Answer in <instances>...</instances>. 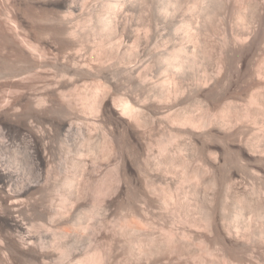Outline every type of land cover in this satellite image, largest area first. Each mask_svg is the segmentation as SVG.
<instances>
[{
    "label": "bare ground",
    "instance_id": "obj_1",
    "mask_svg": "<svg viewBox=\"0 0 264 264\" xmlns=\"http://www.w3.org/2000/svg\"><path fill=\"white\" fill-rule=\"evenodd\" d=\"M4 1L8 3L12 0ZM181 1L183 16H180V25L175 26L171 21L173 19L167 16L170 12L166 13L163 6H157L156 2L151 0L153 10L164 16L160 17L162 15L158 13L155 15L156 12L153 13L155 16L151 14L152 23L149 22L150 24L144 27L142 35L135 28L137 31L131 32V26L126 34L127 30L124 29L127 25L122 24L121 20L125 15H131L140 9L139 0L137 2L140 4H137L136 0H95L92 3L87 0H31L33 8L37 6L35 9L39 8L40 17L46 20V26L43 28L32 26L31 20V24H24L17 17V9L14 10L11 5L7 7L6 3H3L6 6L0 9V127L4 130L14 129L16 134L23 135L32 163L46 166L50 147L46 140L47 134L39 130L34 121L41 108L47 105L48 96L59 95L61 98L65 96L67 89L73 91L72 93L76 91L77 93L72 94L73 99L87 101L85 106L93 117L91 124L100 129L102 142L95 141L94 146L90 148L91 153L94 150L93 155L96 152L103 154L105 150L107 154L103 155L112 154L115 160L109 173L98 180L97 186V180L94 182L95 189L90 186L93 183L92 168L83 159L75 162L73 173H66L57 180L56 191L68 190L69 200L72 196L75 208L79 207H76L77 203H82L85 189L90 187L96 192L95 202L98 197V201L102 200L103 203L100 204L99 201V205L94 202L89 210L71 213L74 205L68 209L69 206L66 205L69 202L66 196L64 197L66 193L63 195L60 191V201L67 202L66 205L63 204L65 207L61 206L70 212L65 213L66 209L64 212L53 207L54 204L51 205L46 217L49 216L53 221L56 219L59 228L53 230L51 238L45 240L28 233L23 218L20 217L24 205L26 206L25 200L39 182L25 181L15 175L17 170H25L28 165V162L19 157L18 149L12 150L8 156L0 149V264H184V250L193 246L191 242L195 236L211 241L222 254H227L226 257L222 255L225 261L222 259L220 264H264V190H256L252 180L250 182L247 179L250 183L245 182L244 174L245 154L255 156L257 153L252 154V148L245 144L248 141L243 136L245 128L237 123L239 119L245 118V111L241 118L239 115L235 117L234 113L233 116L229 115L237 108L235 105L241 103L237 101L245 98V82H249L245 81V74L255 88L264 81V66L258 67L259 63L252 68L247 64L248 58L256 54L252 47L255 45L258 23L264 21V5H257L254 0ZM175 2L172 3L174 7ZM21 8L24 18L28 19L30 15L32 17V8ZM55 8L57 10L54 12ZM33 10L31 13L37 12ZM80 13L84 14L81 19L78 18ZM220 17L229 21L230 32L222 27L224 31L220 29L219 34L216 33L219 36L214 35L216 38L209 40V24L213 19H218L216 22L221 23ZM159 23L171 28L172 32L168 30L167 34L164 30L161 33ZM218 23L213 26L218 28ZM211 26L209 28L212 31ZM245 27L248 29L246 33ZM178 29L181 31L179 34L182 40L176 44L175 39L178 38L174 39L172 34ZM150 32L159 36V39L166 33L167 37L160 41L174 44L172 49L165 53L151 50L150 55L154 60L153 64L155 63L151 69L156 66V71L161 69L160 72L163 70L166 74L162 81L157 80L160 83L150 82L149 85L146 84V73L141 75L140 67L129 63L133 57L132 47L146 43ZM159 39H155L157 45L162 43L158 42ZM87 42L91 43L88 46L89 56L84 55L82 51ZM164 44L166 43L162 46ZM121 46H124V51L121 50L126 56L122 55L125 65L121 64L120 67L119 63L120 66L116 67L118 65L109 63V53L115 49L118 53ZM207 59L213 62L211 70L205 63ZM40 77L41 81H36ZM88 81V84L92 83L91 92L82 96L77 88L86 87ZM249 94L248 103L258 104V98L262 96L258 97V93L253 92ZM189 99L208 102L205 118L195 119L185 111L177 112L179 105ZM210 104L218 106L216 112L209 110ZM240 105L245 107V103ZM65 119H58L60 121L56 123V127L71 132L72 143L82 140L75 144L76 150L80 151L78 147L89 143L90 134H87V138L83 135L81 138L76 136L74 123ZM154 126L163 135H168L159 139L157 155L151 151V143L145 137ZM183 135H188L193 140L207 136L209 139L210 136L223 141L225 139L228 145L225 146L237 148L235 151L238 154V162L232 165L230 161L228 166L224 153L219 151L223 141L220 144L212 138L213 146L205 148L204 158L209 166L213 167L210 170L213 174L210 183L205 186L204 193L199 192L202 186H199L197 181L189 180L192 176L189 178L184 175L189 178L187 182L179 178L174 183V178L169 175L167 163L177 166L180 164H176L179 159L181 163H186V170L183 172L187 173V161L167 151L168 143ZM121 137H124L122 140L126 139V143L121 141ZM121 142L125 144V156ZM246 145L251 149H245ZM96 155L93 157L98 159ZM259 155V167L246 170L250 177L256 179L264 177V153ZM225 165L227 166L224 167ZM201 169L205 171L202 167ZM182 177L181 179H185ZM89 181L90 184L87 183ZM182 182L187 183H184L188 187L186 190ZM191 182L196 183L191 185ZM86 184L90 187L87 188ZM89 189L87 191H92ZM232 197H235L234 207L237 210L229 217L225 204L230 202ZM197 200H204V205L199 206ZM118 206L122 209L124 207L129 213L128 216L124 215L126 217L121 222L117 218V222L113 219V225L116 227H112L119 229L117 232L119 231L121 236L124 234L128 243L124 242L128 246L127 253L122 252L120 256L112 252L114 250L111 243L99 239L100 235L107 233L106 222L101 220L96 228L83 222V219L89 218L97 210L96 208H102L106 218L109 212ZM195 212H199V216L194 215ZM247 212L250 214L248 217ZM243 213H246L245 218ZM87 230L94 231L92 233L95 235L90 239L89 247L84 250V240L81 246L83 249L78 251L81 256L73 263L67 261L68 256L79 249V241ZM232 255L236 256L237 261L233 262L235 257L232 260ZM229 257L232 261H227Z\"/></svg>",
    "mask_w": 264,
    "mask_h": 264
},
{
    "label": "rangeland",
    "instance_id": "obj_2",
    "mask_svg": "<svg viewBox=\"0 0 264 264\" xmlns=\"http://www.w3.org/2000/svg\"><path fill=\"white\" fill-rule=\"evenodd\" d=\"M3 1L4 0H0V6H1L0 9L1 8L3 9V7H5L6 5H7V7L11 5L14 8V10L16 8L17 9L16 12L18 13L17 14V17L24 24H27V23L31 24L30 22L32 21L33 22L32 26L35 25L37 28H43V27L46 26V22H45L46 20L43 17H40L41 12L38 13L40 11L39 8L35 9V7H37V6H34V8H33V5H32L31 0H15V1L12 0V1H9L11 4L9 2L6 3L5 1L4 2ZM139 1L141 2L140 9H138L137 11H134L131 15H129L130 14L129 13V14L125 15V17L122 16V17H124L122 19L120 17V19L122 20V24H126L127 25L126 29H124V31L127 30L126 31V34L129 33L128 27L131 26L130 28L133 29V30H131V32L132 31L136 32L138 30L139 34L142 35L144 33V27L147 24H150L149 22L152 21V18H150V17H153V15H154L153 13L156 12L155 15H157V13H158L156 9H155L156 11L153 10L154 7H152L151 0H149L150 2L147 0L150 5L148 4V2L146 0H144L145 3L147 2L146 3L147 4L146 7H145V3L143 1H141V0H139ZM156 1L157 0H154V2H156ZM87 2L88 3L89 2L92 3V2H95V0H87ZM136 2H137V0H136ZM173 2H175V7L172 4ZM254 2H256L257 5H260V6L264 5L263 4L264 3V0H262V1L261 0H258V1L257 0H254ZM3 3H6V5L3 4ZM161 3L162 4L165 3V4L162 5ZM30 4H31L32 7L30 6ZM137 4H140V3L137 2ZM156 4H157V6H159V5L163 6L164 9L166 10V13L167 12H170V13L167 14V16H169V17H171V19H173L171 21H172V23L175 26L180 25L181 20H182V17H180V16H183V9H182V12H181V8H182L181 5H183V1H181V0L180 1L179 0L178 1L177 0H161L160 1L159 0V2L157 1ZM171 5H173V6H171ZM28 6H30V9L32 8L31 10L35 9L33 11H37V12H32L31 13V10L29 9ZM141 6H142V8H141ZM17 7H19V8H17ZM21 7H23V9L26 8L27 10H30V14H33L32 17H31V15L29 16V18L31 17L30 19L29 18L26 19L27 17L24 18L25 15L23 14V10H22ZM173 8L176 11L173 10ZM169 9H171V11L173 10L172 11L173 13ZM18 10H20V11H18ZM56 10L57 9L55 8L53 11L55 12ZM34 14L35 15L37 14V15L35 16ZM151 14H153V15H151ZM158 14L159 15H162L160 17H163L164 16L162 13L160 14V12ZM83 16H84V14L80 13L79 16H78V18L81 19V17H83ZM229 16L230 15L228 14V17ZM32 18L34 20H32ZM42 18L44 19V21H43ZM149 18H150V20H149ZM220 18H222V17H220ZM225 18H227V16ZM225 18H222V20L221 19L220 20H221V23L222 22L223 23L225 22L224 24H226L227 26L224 25L223 23H222L223 24L222 25L220 23V21H219V23H220L221 26H219V23L216 22V20H218V19H216L215 21H213L214 20L213 19L212 22L209 24V27L212 25L211 26L212 27V31H211V28L208 27V29H210V30H208L209 31V34H210L209 40H211V38L215 39L216 38L215 36L218 37L219 35H217L216 33H218V31H221V30L224 31L223 28H225L226 31H229L230 32V30H229L230 23ZM29 20H31V21L29 22ZM200 20H201V18H200ZM129 21H130L131 24L129 23ZM35 22H36L37 25L35 24ZM176 22H178L179 24L176 23ZM213 22L218 23V25H217L218 28H216V26H213V25H215V23L213 24ZM43 24H45V25L43 26ZM231 24H232V22H231ZM258 26H259V28L257 27V29H258V31L256 33L257 35H255V37L257 38V40L255 38V41H254V44L255 45H253V47H252L254 53H256L255 54L256 56L253 54L254 57L253 56H251L252 58L249 57L248 58L249 59L248 60L249 62L247 61V64L250 65L252 68L255 67V66H257L259 63L260 64L258 65V67L260 65H261V67L264 66V64L262 63V61L264 60V27H263L264 26V21L261 22V23H258ZM159 27H160L159 29L161 30L160 31L161 33H163V31L166 30L165 32H167V34H168V32L172 30L171 28L167 27L166 25H163V23H159ZM163 27H165V29ZM214 27H215L216 30L214 29ZM233 27H234V25H233ZM134 28L137 29V30L135 31ZM33 29H34V27H33ZM213 29H214V31H213ZM234 29H236V28L234 27ZM246 30H248V29H246V27H245V33H246ZM151 32L149 33V36H148L149 37V40H148L149 42L147 41L148 43L147 42L146 43H143L139 47L138 46L132 47L133 48L132 49V52H133V55L132 56L133 57L131 58V63H129V65L130 64L131 65H134V66L135 65L136 66L138 65L140 67V70H141L140 72L142 73L141 75H143V74L146 73V78H147V81H148V83H146V84H149L150 82H152V83L153 82L160 83L158 81H160V80L162 81L165 78L164 76L166 74V73L165 74L163 73L164 72L163 70H162V72H160L161 69L159 71H156V68H157L156 66H154L152 68V69H155L156 72H154V70L152 71L151 67L155 63L153 64V61L154 60L152 58V55H150L151 52L152 51H155L154 49H156V51L158 53L159 52L163 53V51L165 53V52L171 50L172 49L171 47H173L172 45L174 44V43L168 42V41L167 42H163L164 41L163 38L165 39V37H167V36H165L166 33L164 34L163 38L161 37L159 39L158 38L159 36L157 37L153 33H152L153 34V36H152ZM210 32H213L212 33L213 35ZM214 32H215V34H214ZM179 33L181 34V31L178 29V31H175V33L172 34V36L173 35L175 36V37L173 36L174 39L176 37L178 38V39H175L176 44H178L182 40V38H181L182 36ZM34 34H35V32H34ZM124 34H125V32H124ZM155 39H159L158 42H162V43L161 44L158 43V45H157V42H155ZM160 40H163V41H160ZM155 43H156V45H155ZM163 43H166V44H164L162 46ZM89 44H91V43H88L87 42L85 44L83 50H82L83 53H84V55H86V56H89V53H90V48L88 47ZM154 45L155 46H158V47H155ZM121 49H123V51H124V46L122 48H120V50H118V53L119 54L117 53V50L116 49L113 50V52L111 51L109 53L110 54V58L108 57L109 58L108 59L109 60V63L110 64H113V65L115 64V66L118 65L116 67H119L121 64L122 65H125V63L123 62V60L125 59L124 58L125 54H124V52ZM259 53L261 55L262 54L263 55L261 56ZM122 55H124V56H122ZM261 57L263 59H261ZM122 58H123V60H122ZM208 59H210V57ZM208 59H207V61H205V63L207 65V68H209L211 70V67L213 66V64H212L213 62H210L212 59H210V61ZM259 60H261V61H259ZM120 61H122V62H120ZM113 62H115V63H113ZM207 62L209 63V65H208ZM119 63H120V65H119ZM122 65L120 67H122ZM262 68L264 69V67H262ZM165 72H167V71H165ZM41 79L42 78L40 77L36 81H41ZM246 80H248L250 82V80L248 78H246V74H245V81ZM249 82H247L248 85L245 82V96H244L245 98H242V100L239 99L237 101L238 103H240V102L243 103V104L245 103V107H243L244 105L241 106L240 105L241 103L240 104H237L238 106L235 105V108L236 107L237 108L234 111H231V113L229 115L233 116V113H234V116L235 115H239V118H241L242 117V114L245 111V118L244 119H242V118L239 119L240 121L238 120L237 123L240 125V127L242 125L245 128V134L243 135L244 138H245V140L246 141L247 140L248 141L250 140L249 143H248V141L247 142L245 141L246 142L245 144H247L252 149L250 148L251 149L250 150L247 145L245 146L246 147L245 149H247V147H248V149L252 152V154L253 153L254 154L257 153L255 156H253V155H246L245 154V160H244L245 161V170H244L245 182L248 183L249 182L248 180H250V182H251V180L254 181L253 184L255 185V189L262 191V190H264V177H259L257 179L254 178V177H250V175H248V173H247L246 170L258 168L259 165H260V163H261V160H260L261 158L258 159V157H261L259 154L264 153V151H262L263 148H264V81L260 84L261 86L259 85L258 87H256L257 89L255 88L254 85H252L251 82H250L251 84L249 85ZM88 83H89V81L87 82V84H86L87 86L86 87L80 86V87L77 88V91H81V95L82 96H85V94H89L91 92L92 83L91 82H90V84H88ZM251 85H252V87L254 86L253 89H252ZM139 89L142 90V92L144 91L143 88H139ZM139 89H138V91H139ZM65 92H66L65 96L64 97H61V98H60L59 95H54V97H53V95L48 96V98H47V105H45L44 107H42L43 109L41 108V110L39 111L38 116L36 118V121H34V123L36 122L35 124H37L38 129L41 130L45 135L47 134L46 135V137H47L46 140L48 141V146H50V147H49V154H48L49 155L48 156L49 158H48L47 163L45 164L46 166H43V165L41 166L40 163H36V162H34V164L32 163L31 157H30L29 153L27 152V148H26V146L24 144L23 135L16 134L15 131H14V129H10V130L5 129L4 130L3 128L0 127V149L4 150L6 152V154H7L6 156H8L9 154H11L12 150L18 149L20 151L19 157H21L24 162H28V165L25 168V170H23V169L22 170H19V171L17 170L15 172V175L18 176L19 178L24 179L25 181L29 180V181H36V182L38 181L39 182L38 186L35 187V190L33 189V191L30 194V196H28L27 197V200H25L24 204L26 203V206L23 204L25 208L23 207L24 211H23V213L20 214V217L23 218L22 221L25 223L24 225L26 226V229L28 230V233L33 234V235H35L37 237H40L42 239L45 238V240L51 238L53 230L59 228L58 227V224L56 222V219H54V221H53V219L50 218L49 216L46 217V214H48V212L50 211L51 205L54 204L53 207H55V208L57 207V209H59L61 211L64 210V212L66 210L68 211V209H70L71 206L74 205L73 208H71V213L72 212L75 213V211L76 212H79L81 210H89L94 205V202L96 200V198H95L96 192H94L95 191L94 190L95 189L94 187L97 186L99 179L103 178L107 173H109V170L111 169L112 164L114 162L113 160H115L114 159L115 157L112 154H109L111 156H109V155L108 156L107 155L104 156L103 154H107V152L105 150H104L105 153H103V154L96 152V154H98V155H96V154L93 155V151L94 150L91 153L90 148L94 146L95 141H96V143H97V140H98V142L101 141L100 140V135H101L100 134V129L98 127L95 128L91 124L93 117L89 113L87 107L85 106L86 103H87V101L85 99L75 101L73 99L74 95H72V94L77 93L76 91H74L75 93H72L73 91H69V89H67V90H65ZM251 92H253L254 94H257L258 93L257 94L258 97L262 96L261 98H258V104L261 101L259 105L258 104L250 105L248 103V101H247L248 100V96L250 95L249 93H251ZM139 93H140V91H139ZM79 94H80V92H79ZM71 99H72V101H71ZM243 99L245 101H243ZM68 100H70V101H68ZM212 105H214V104H210L209 105V107L211 108V109L209 108V110L212 111V112L215 110V112H216L217 111L216 109L218 108V106L215 104L214 105L215 108H213ZM207 106H208V102H206V101L205 102H198V101H194V100L189 99V100L183 101L181 103V105H179V107L177 109V112L184 113V111H185L186 113H189V114L193 115L195 117V119L196 118L197 119L198 118L201 119V118H205L207 116V110H208L207 109ZM72 113H74V115H73L74 117L72 116ZM66 117H68V119ZM70 117L71 118L73 117V118L71 119ZM235 117H232V118H235ZM65 118L67 120L70 119V121L72 120V122L74 123L73 124V128H74V130L76 129V131H77V132H74L75 135L77 134L76 136L80 137V136L83 135V137L87 138L86 137L87 134L88 133L90 134L89 143H87V144L84 143L85 145L83 144L81 147H78L79 149L77 148L80 151H77L76 150L75 144H79L82 140L72 143V139L73 138H72L71 132H68V131L66 132L65 130H59L56 127V123L59 122L60 120L65 119ZM58 119H60V120H58ZM73 119H74V121H73ZM154 127L153 128L151 127V130L149 132L150 134L149 133H146L147 136H145V137L151 143V151L154 154L157 155L158 154V147H159V139L162 138V137H166V136L168 137V135L166 133L163 135L161 133V131L158 130L157 127H155V128ZM87 130L89 132H87ZM122 138H124V137H121V141H123V142L126 143V141H125L126 139H123L122 140ZM210 138L211 139L212 138L215 139V142L216 141L217 142L219 141L218 143H220V142L223 141L222 139L219 140V139H216L215 137H211V136H210ZM211 139H209V137L207 136V138L205 137V138H198V139L193 140L188 135H183L181 137H175V139H173L170 143H168L169 145L167 147V151L170 152L171 155L174 153L173 155L180 156L181 158L185 159L187 161V163H188L187 164V169L188 170H187V173L186 174H184L185 172H183V170L184 171L186 170V168H185L186 167V163L183 162L185 164V166H184V164L181 163L182 161H179L180 159L178 161H176V164H177V162L180 163L179 165L176 166V165L173 164L175 167L172 166L171 164L167 163V165H168L167 169H169V171H170V174L169 175H170V177L174 178L173 179L174 180V183L176 181H178L179 178H180L179 180H185L186 181L187 179H189L192 176L189 180L197 181L199 183V186H202L201 191H199V192L200 193H204V191L206 192L205 186H206V184H209L210 183V180H211L212 174H213V171H210V170L213 167L209 166V164L206 162V160L204 158L205 157L204 156L205 155L204 153H205V148H208V147L209 148H212L213 143H214V140L213 139L211 140ZM206 142L207 143L209 142V144H207ZM225 142L226 141L224 139L223 143L222 144L220 143L221 146H223V145L225 146V144L227 145V142L226 143ZM121 144H122V142H121ZM220 144H219V146H220ZM107 145H108V141H107ZM122 145H123V149L122 150L125 153L123 151L122 152L124 153V156H125L126 155V151L124 149L125 148V144L123 143ZM256 145H258V146H256ZM221 146L219 147L220 148L219 151L221 153L222 152L224 153L223 156L226 157V159L224 157V160L226 161V164L229 166L230 161H231V164L233 163L232 165H236L237 162H238V159H237V157H238L237 155L238 154H237V151H235V149L237 150V148L234 147V146L227 147L228 145L225 146V147L224 146L221 147ZM255 148H258V149H255ZM167 154H169V153H167ZM95 155H96V158L98 156V159H95L94 158ZM168 157H170V154H169ZM227 158H229V159H227ZM80 159H81V161L83 159V161L87 162L88 165L91 166V168H92L91 180H92L93 183L96 182V180H97V182H96V186H94L95 183L93 184V183L90 182L91 180L89 182H87L89 184L91 183L90 186H93L92 188H94L93 189L94 191L89 186V184H86L87 188L90 187V189L95 194H93L92 191H87L89 188L88 189H85V192L84 193H86V194H83L85 197L83 196L84 199H82L83 201L81 200L82 203H79L81 206L78 203H77L78 205L76 204V207L77 206L81 207L79 209V207L75 208V202H73L74 200L71 199L72 196L70 197V200H69V196L70 195L68 196V193L70 194V192L68 190H66V189H60V191H61V193L63 195H64V192L67 194V195L65 194L64 197L66 196L65 198L67 199V202H69V203H68V205H66L67 202H61L59 198L62 195H61V193H60L59 190L56 191L55 185L60 180V178H62V176H64L66 173L71 174V173L74 172V164H75V162L80 161ZM258 160L260 161V163H259ZM207 164H208V166H207ZM227 165H225L224 167H226ZM201 167L203 169H205V171L202 170ZM180 173H181V177L183 176V177H185V179H181ZM184 175H186L188 177L190 176V177L188 178V177H186ZM193 175H195V177H193ZM186 182H184V183H186ZM184 183L182 185L184 186V188L186 190V188H188V187H186L187 183H186V185ZM195 183L196 182L192 183L191 185H193ZM189 184H190V182H189ZM182 185H181V188H182ZM191 185H190V187H191ZM181 188H180V190L183 189V188L182 189ZM89 192H91V193H89ZM89 194H90V196H88ZM94 198H95V200H94ZM233 198L235 199V197H232V199L229 200L230 202H227L225 204L227 206V208H228V209H226V212H227V215L229 217H231L230 215L234 214V212L237 210L236 207H234L236 205V203L234 202V199ZM99 201H101V202H99ZM99 201H98V197H97V202H95V203L96 204H99V203L102 204L103 203L102 200H99ZM203 202H204V200L203 201H201V200L198 201L197 200V203H198L199 206L204 205ZM57 204L60 205V206L62 205L64 207L66 205V206H69V208L68 209L67 208H64V207L62 208V206L61 207L60 206H57ZM63 204H65V205H63ZM69 204H71V205H69ZM86 204H87V206H86ZM119 207L120 206H118V208H116L114 211H110L111 213L109 212V214L107 216L108 218L106 217L107 219L104 217V210H102V208L101 209L96 208L97 210L94 213H92L89 218L83 219V222L84 223L87 222L85 224H88V225H90L93 228H96L98 226L99 222L101 223V220L103 222H106L105 225L108 228L107 233L106 234L104 233V234L100 235L99 236L100 237L99 239L100 240H104L105 242L108 241L109 243H111V248L113 247L112 250H114L112 252H114L117 255L119 254V256H120V255H122V252L124 253L126 251V247H128L126 245V243H127L126 241L127 240L125 239L126 237L124 236V234H123V236H121L122 234L119 231L117 232V230H119V229H114V227H112V226H115V225H113L115 223L114 220L116 221L118 219L121 222L122 219H124V217L128 216L129 213L127 212L126 209H124V207H123V209H122V207H120V208ZM195 210H198V209H195ZM67 211L65 213H69L70 212V211H68V212ZM244 212H246V211H244ZM120 213H122L123 215H120ZM195 213L196 214H194V215L199 216V212H195ZM44 215H45V217H44ZM114 215H115V217H114ZM124 215H126V216H124ZM248 215L250 216V214L247 212V217H248ZM117 216L120 217V218H118ZM243 217L244 218L246 217V213H243ZM103 219L106 220V221H104ZM69 224H71V223H69ZM109 227H110V229H109ZM112 229H114V230H112ZM89 231L90 230L85 231L86 232V233H84L85 235H83L81 237V239H80L81 241H79L81 245L78 242V244H79L80 247L78 245L77 246H78L79 249H77L76 253H75V251L72 252L73 254L71 253L68 256L67 261L70 260L69 262H71V263L75 262V260L78 259L81 256V254H78V251L82 247H85L84 250L89 247L90 241L95 236L94 233H92L94 231H92V230L90 232ZM115 231H116V233H115ZM109 232H110V234H109ZM111 234H112V237H111ZM114 234H115V236H114ZM119 234H121V235H119ZM110 238H111V240H110ZM123 239H124V241H123ZM84 240L86 242L89 240L87 242L88 245L85 244L86 242ZM63 241L64 240H62V242ZM83 241H84V245H83ZM207 241L208 240H206V239H203V238H200V237L195 236L192 239L191 244H193V246L192 245L190 246V248H189L190 250L188 248L185 249L186 251L184 250L183 256L185 255L184 256L185 260L182 259V262L184 264H193V263L194 264H209V263H211V264H213V263L214 264L219 263L220 264V262L222 261V259L223 260L225 259V258L222 257V255L224 257H226L225 255H227V254H222V251H220L218 249V247L216 248L214 243H213L214 244L213 245L211 241H208V242ZM120 242H122V243H120ZM124 242H126V243H124ZM86 245H87V247H86ZM120 246H121L122 249L120 248ZM79 253H81V252H79ZM125 253H127V251ZM228 255H230V254H228ZM230 257H231V255H230ZM233 257H235V260H233ZM227 258H228V256H227ZM227 258H226V260H227ZM229 260L230 261L233 260V262L237 261L236 260V256H233V255H232V260L230 258L227 261H229ZM222 263H224V262H222Z\"/></svg>",
    "mask_w": 264,
    "mask_h": 264
}]
</instances>
